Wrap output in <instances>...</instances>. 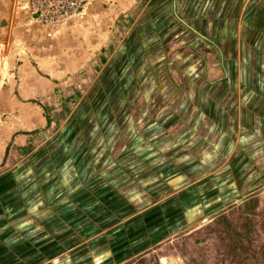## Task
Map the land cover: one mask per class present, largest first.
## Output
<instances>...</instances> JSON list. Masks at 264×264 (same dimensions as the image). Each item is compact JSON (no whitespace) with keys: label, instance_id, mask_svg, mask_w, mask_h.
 <instances>
[{"label":"crops","instance_id":"0c3cea01","mask_svg":"<svg viewBox=\"0 0 264 264\" xmlns=\"http://www.w3.org/2000/svg\"><path fill=\"white\" fill-rule=\"evenodd\" d=\"M25 3L0 0V264H25L14 242L41 249L42 227L83 237L55 264H87L72 252L126 250L264 193V0H170L186 30L172 50L141 41L149 0H86L51 40ZM93 216L104 230L87 239Z\"/></svg>","mask_w":264,"mask_h":264},{"label":"rangeland","instance_id":"374dc122","mask_svg":"<svg viewBox=\"0 0 264 264\" xmlns=\"http://www.w3.org/2000/svg\"><path fill=\"white\" fill-rule=\"evenodd\" d=\"M85 1L80 0L78 12L61 22L50 36L45 34V26L38 24L34 19L28 8V0H26L22 9L27 19L30 20L29 25L34 30L41 32L44 38L51 40L54 33L70 27L74 19L83 15ZM149 2L150 7L144 10L141 9L138 13V17L146 19L145 25L141 24L138 27L139 32L148 35L154 34L155 38H141L142 43L147 42L146 44L151 46L154 44V48H158L159 40H161V49L163 50H172L182 44L184 42L182 35L186 30L174 16L170 0H149ZM112 14L111 12L110 16ZM110 16L108 15V17ZM151 18L154 19V26L161 28L165 34L155 27L146 32V22ZM111 42L115 45L117 40L112 39ZM97 71L98 67H95L91 71L89 79H96L98 76ZM93 93L96 95V89H93ZM86 94L80 86L73 92L75 97L86 96ZM174 107L173 111H175ZM23 166V173L26 176L30 175L31 173L28 171L29 164ZM58 166L57 171L62 174V176H59L62 180L75 181L77 176L80 175V172L78 174V171H75L72 165L62 164ZM111 214L113 215L112 211L109 212V215ZM100 220V217L93 216L83 225L84 228L88 227V230L92 231L87 239L100 234L104 230L102 223L99 222ZM54 222L57 224L56 221ZM59 222L60 220H58ZM142 222V220H139L137 224ZM119 225L118 222L114 226ZM42 231L47 232L45 235L41 234L42 240L35 236V240L41 242V249L38 246L28 245L29 240L26 236L24 242L18 241L19 244L17 245L14 242L15 250L12 254L10 252V258L23 257L25 264H55L59 259L66 257L67 252L64 254L65 245L66 250L70 246H74L73 248L77 246L80 249L79 242L82 241L81 238L83 237L68 236L67 234L55 235L54 232L50 234L49 229H45V227L40 229V232ZM31 233L36 234L38 231L33 230ZM141 234L133 235V238H131L133 240L129 242L130 246L127 245L129 249H121V251L116 252L109 251V248L103 245L99 249H91L92 246L84 245L89 249H85L83 256L80 250L73 251L72 261L80 263L83 259L87 264H264V193L250 199L248 202L236 201L229 204L224 212L218 211L208 215L195 224L190 223L182 227L174 226L172 229L169 228L168 231L159 232L151 240L148 235L143 236ZM68 237H70V240H68ZM85 240L83 242L87 243ZM95 242L97 243L94 247L100 246L102 243L101 239L95 240ZM55 243L58 244V246L56 244L57 247H60L57 250L53 249ZM33 248L34 250H32ZM19 251L21 252L19 253ZM119 254L121 257L116 258L119 257Z\"/></svg>","mask_w":264,"mask_h":264},{"label":"built area","instance_id":"2783aa9c","mask_svg":"<svg viewBox=\"0 0 264 264\" xmlns=\"http://www.w3.org/2000/svg\"><path fill=\"white\" fill-rule=\"evenodd\" d=\"M80 0H28V8L50 36L57 26L78 12Z\"/></svg>","mask_w":264,"mask_h":264}]
</instances>
